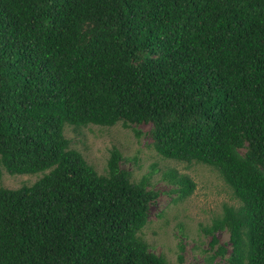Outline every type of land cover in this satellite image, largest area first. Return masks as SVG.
Instances as JSON below:
<instances>
[{
  "label": "trees",
  "instance_id": "16d2710c",
  "mask_svg": "<svg viewBox=\"0 0 264 264\" xmlns=\"http://www.w3.org/2000/svg\"><path fill=\"white\" fill-rule=\"evenodd\" d=\"M119 121L232 189L201 228L209 263L264 264V0H0V177L43 173L0 186V264H170L138 234L149 176L132 181L117 148L99 174L64 134Z\"/></svg>",
  "mask_w": 264,
  "mask_h": 264
},
{
  "label": "rangeland",
  "instance_id": "374dc122",
  "mask_svg": "<svg viewBox=\"0 0 264 264\" xmlns=\"http://www.w3.org/2000/svg\"><path fill=\"white\" fill-rule=\"evenodd\" d=\"M134 129L141 131L136 136ZM151 123H141L126 127L121 121L112 126L88 124L75 126L66 124L64 134L70 141V148L82 153L86 161L99 174L107 173V161L112 148L122 154L120 167L129 171L132 181L149 176V188L159 192L151 204L148 221L139 231L149 249L162 255L170 264H179L178 254H182L183 264H224L219 257L209 263L207 255L213 252L209 242L211 236L201 228L214 217L221 215L224 204L237 205L232 189L222 180L211 166L196 162H180L161 156L152 145ZM177 177L186 175L194 183L190 195L177 198L176 188L168 173ZM43 173L11 175L3 170L0 186L17 188L30 185ZM217 238L228 247V232L218 231ZM179 245L183 249H179Z\"/></svg>",
  "mask_w": 264,
  "mask_h": 264
}]
</instances>
